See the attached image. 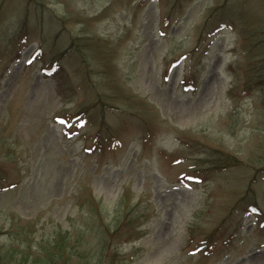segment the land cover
<instances>
[{
  "label": "rangeland",
  "instance_id": "obj_1",
  "mask_svg": "<svg viewBox=\"0 0 264 264\" xmlns=\"http://www.w3.org/2000/svg\"><path fill=\"white\" fill-rule=\"evenodd\" d=\"M36 263L264 264V0H0V264Z\"/></svg>",
  "mask_w": 264,
  "mask_h": 264
},
{
  "label": "trees",
  "instance_id": "obj_2",
  "mask_svg": "<svg viewBox=\"0 0 264 264\" xmlns=\"http://www.w3.org/2000/svg\"><path fill=\"white\" fill-rule=\"evenodd\" d=\"M76 117H80V114L79 115H76ZM37 264V263H36Z\"/></svg>",
  "mask_w": 264,
  "mask_h": 264
}]
</instances>
